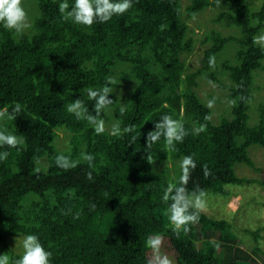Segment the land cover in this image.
I'll use <instances>...</instances> for the list:
<instances>
[{"label":"trees","instance_id":"trees-1","mask_svg":"<svg viewBox=\"0 0 264 264\" xmlns=\"http://www.w3.org/2000/svg\"><path fill=\"white\" fill-rule=\"evenodd\" d=\"M61 2L23 0L32 26L22 35L0 25V108L21 105L14 121L0 120V129L24 140L16 148L0 147L9 153L0 160V254L11 264L24 251L14 246L16 237L35 234L52 253L50 264H130L141 253L150 258L146 239L160 233L175 250L176 264H264L257 244L261 228L245 230L255 242L251 252L238 245L243 239L230 220L204 211L187 233H176L167 214L170 201L162 200L167 184L179 182L185 155L197 164L189 191L198 185L223 201L232 187L264 185L238 173L242 166L258 170L254 151L264 149V99L254 98L264 48L253 43L264 31V0H221V7L214 0H134L123 15L91 27L66 20ZM206 9L213 10L209 23L191 24ZM200 47V65L193 68L189 57ZM213 55L214 68L208 63ZM109 76L118 85L102 118L109 130L116 121L122 129L133 126L121 136L97 134L67 112L80 98L94 115L87 90L100 88ZM203 81L213 89H202ZM223 97V110L207 107L208 100ZM252 101L257 108L250 121ZM164 114L182 119L189 135L176 151H168L163 137L147 149V133ZM200 124L206 131L193 134ZM59 132L68 138L66 148L57 144ZM61 152L78 166L59 168L55 157ZM83 152L95 156L94 167Z\"/></svg>","mask_w":264,"mask_h":264},{"label":"clouds","instance_id":"clouds-1","mask_svg":"<svg viewBox=\"0 0 264 264\" xmlns=\"http://www.w3.org/2000/svg\"><path fill=\"white\" fill-rule=\"evenodd\" d=\"M217 7H221V0H214ZM134 0H74L72 4L69 0H62L58 5L59 12L63 17L71 19L73 23L83 26L91 27L95 23H106L114 15H123L132 8ZM0 25L9 31H13L18 35H22L32 25L29 21L28 13L23 5V0H0ZM253 43L264 48V34H260L253 38ZM209 67L214 68L216 64L215 56L209 57ZM209 84H212L209 81ZM116 80L109 76L106 83L98 89L89 88L87 96L89 100L94 101L92 112H89L88 106L85 102L78 98L67 106V112L75 115L77 119H83L94 128L97 134H102L109 131L112 136H121L124 133L133 131V126L121 128L119 121L113 122L110 130L106 128V122L102 118L103 111L108 108L113 100L109 99V95L116 91ZM114 86V87H113ZM243 99V97L241 98ZM235 104V101H231ZM215 105V98L207 101V107L213 108ZM127 110L123 103L120 106V113L123 114ZM21 111V105L16 103L11 111L8 107L0 108V120L14 121ZM211 115L204 117L205 121L211 120ZM206 131V125L200 124L198 127L194 126L193 134L199 135ZM189 135L188 130L184 126L182 119H174L170 114H164L155 122L154 130L149 131L146 136V148L151 149L152 145L158 142L162 137L166 142L168 151H176V143H182L184 138ZM133 140L136 137L132 138ZM22 137L9 132L6 128L0 129V147L7 146L9 148H16L23 144ZM9 153L7 151L0 152V160L7 159ZM82 159L87 162L88 167H94L95 156L91 153L83 152ZM147 162L154 164V157L147 155ZM56 165L64 170H69L78 166V162L72 160L70 154L61 152L55 157ZM197 167L196 161L192 155L183 156L180 162L181 175L178 183H168L164 190L162 200L168 203L167 214L169 221L173 225V231L179 233L182 229L187 233L190 229L188 225L199 223L200 213L207 207V192L195 186L191 191L188 190L187 185L191 178L192 171ZM204 176L211 175V171L207 164L202 166ZM87 178L93 180L92 173L87 174ZM95 209V204L90 206V210ZM74 218H78L75 216ZM214 247L219 249L220 244L217 241L212 242ZM146 245L151 250V256L147 264H175L174 259L167 253L162 251L164 247V237L160 233L150 234L146 239ZM23 255L11 264H50L52 253L45 250L41 244L39 237L35 234H28L22 240ZM0 264H10L9 256L0 254Z\"/></svg>","mask_w":264,"mask_h":264},{"label":"rangeland","instance_id":"rangeland-1","mask_svg":"<svg viewBox=\"0 0 264 264\" xmlns=\"http://www.w3.org/2000/svg\"><path fill=\"white\" fill-rule=\"evenodd\" d=\"M252 3L259 5L263 0H251ZM189 0H182V4L186 5ZM213 14V10L206 9L202 13L197 14L194 20H191V24L196 21H204L209 23V19ZM264 34V31H262ZM200 35V32L196 34V36ZM202 47L198 48L196 52H194L189 57V62L193 68H196L200 65L199 58L201 56ZM260 71V70H259ZM258 72V71H257ZM257 72L255 74H257ZM256 83L260 85V89L257 90L256 96L254 98L264 99V71L259 72V75L256 77ZM202 89L205 91H210L213 89L214 85L209 84V82L203 81L201 84ZM227 104V100L223 98L215 99V107L217 111H221L224 109ZM257 106L254 105L253 101L250 104L248 114L249 119L251 121V113ZM68 143V138L64 136L62 132H59V136L57 139V144L60 148H66ZM254 160L255 164L260 167L258 170L247 169L245 166L239 167L238 173L245 174L249 178L254 179H262L264 180V149H256L254 151ZM243 186H235L233 188L232 195L227 199L219 200L218 196H207V207L204 212L209 215H216L218 217H225L230 220L234 224V229L241 239L238 245L245 248L247 251H252L253 243V235L250 231L245 230H254L257 227L261 228L259 230L260 236L257 240V244L261 248L264 249V185L258 181H254L251 184H247ZM223 202V203H222ZM22 237H16L14 241V246L17 250L22 247ZM165 253H167L171 258L175 257V250L169 246V244L164 241V247L162 249ZM146 255L141 253L134 257V261L130 264H147L148 258H143ZM175 262V261H174ZM176 264V263H175Z\"/></svg>","mask_w":264,"mask_h":264}]
</instances>
